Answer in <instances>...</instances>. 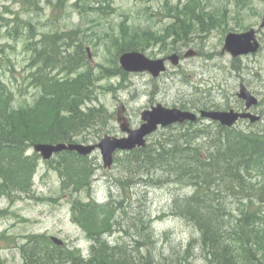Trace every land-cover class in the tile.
<instances>
[{"label": "rangeland", "instance_id": "rangeland-1", "mask_svg": "<svg viewBox=\"0 0 264 264\" xmlns=\"http://www.w3.org/2000/svg\"><path fill=\"white\" fill-rule=\"evenodd\" d=\"M189 1L88 0L86 4L79 0H31L32 3L0 0V78L14 95L13 106L32 105L40 95L27 80L29 73L39 69L30 68L34 54L26 50L28 37L36 43L42 41L43 36H57L60 52L75 53L82 47L87 54V65L72 76L90 69L99 79L89 105L101 110L105 122L96 129L78 133L75 137L78 144L97 145L106 136L124 137L118 123L122 104L126 108L125 116L135 129L142 124V112L159 104L196 114L231 109L244 111L245 103L238 98L242 86L258 98L259 105L251 113L260 120L240 121L236 128L245 132L264 131V31L261 34L263 50L259 54L235 60L223 53L230 32L261 28L264 0H198L192 7L197 13L205 9L208 19L214 18L213 27L191 34L186 42H177L169 49L150 44L146 50L139 51L151 59L178 54L180 65L174 67L168 63V71L158 79L148 73L122 76L116 71H124L119 63L122 53L118 52V44L124 43L120 40L122 24L131 26V32L138 26L164 29L173 22L170 17H175V14L165 13L164 7L176 6L177 17L182 20ZM29 22L34 28L25 24ZM17 23L18 35L15 34ZM171 41L168 39V44ZM190 51L196 52V56L186 58ZM211 127L212 122L200 119L195 127L162 128L148 138L147 144H155L165 136H179L188 129ZM99 130L100 135L96 132ZM198 144L207 147L205 141ZM28 153L37 154L33 147ZM39 157L37 173L27 192L0 193L1 264H26L29 251L37 248L29 245L34 236L44 237L50 243L45 253L49 258L60 253L54 247L57 246L62 248L65 257L70 255L80 262L88 259L93 243L88 233L75 223L73 205L79 200L106 204L111 199L125 203L118 205L122 209L113 220L114 232L104 239L112 247H119L121 255L133 258L137 264L150 260L153 264H206L196 250L197 231L171 212L174 198L189 196L193 189L165 184L161 173L153 175L151 180L147 176H134L131 180L130 173L121 165L125 153H118L112 168H105L102 154L96 150L89 156L90 163H95L96 167L90 187L76 191V187H80L75 185L67 190L54 167L57 156L50 161ZM52 237L61 240L63 246L55 244Z\"/></svg>", "mask_w": 264, "mask_h": 264}, {"label": "trees", "instance_id": "trees-1", "mask_svg": "<svg viewBox=\"0 0 264 264\" xmlns=\"http://www.w3.org/2000/svg\"><path fill=\"white\" fill-rule=\"evenodd\" d=\"M79 1L88 4V0ZM196 4L198 0L186 4L182 20L177 17L176 6L164 7L165 13L175 14V17H170L173 22L161 30L138 26L131 32V26L122 24L120 40L124 43L118 44V52L144 51L150 44L169 49L177 42H186L191 34L207 31L213 27L214 18L209 20L203 8L197 13ZM25 24L34 28L30 22ZM15 34H19L18 23ZM29 37L26 50L34 54L30 68H39L27 76L40 93L36 102L15 108L13 93L0 78V193L6 194L27 192L32 186L40 157L35 153L30 155L28 150L35 144L76 143L78 133L96 129L105 122L101 110L89 105L99 79L90 69L72 76L87 65L85 50L80 47L75 53L64 54L58 50L57 36L54 40L52 36H43L42 41L36 43ZM168 39L172 40L169 44ZM116 71L126 76L124 71ZM63 73L68 74L61 76ZM197 124L185 125L195 127ZM236 126L227 128L212 122L211 128L188 129L179 136H165L155 144L125 153L121 162L131 180L134 176H147L151 180L153 175L161 173L165 184L193 189L189 196L174 198L171 212L197 231L196 250L206 264H264V131L245 132ZM96 132L100 135V130ZM198 141H205L207 147ZM56 156L54 167L65 189L70 190L75 185L80 187H76V191L90 187L96 167L89 157L75 152ZM118 202L115 199L106 204L75 201V223L88 233L93 243L88 259L80 262L70 255L65 257L62 248L57 246L54 247L60 253L49 258L45 253L50 243L44 237L34 236L29 245L37 248L29 251L26 264L58 261L63 264H137L104 239L114 232L113 220L122 209L118 205L125 203ZM139 248L138 251L142 246ZM145 264H153V261Z\"/></svg>", "mask_w": 264, "mask_h": 264}, {"label": "water", "instance_id": "water-1", "mask_svg": "<svg viewBox=\"0 0 264 264\" xmlns=\"http://www.w3.org/2000/svg\"><path fill=\"white\" fill-rule=\"evenodd\" d=\"M262 26H264V18ZM259 43L256 40L255 30L237 34L231 33L226 37L223 53L228 52L233 58L255 54L258 52ZM196 52L190 51L185 57L195 56ZM173 66L179 65L180 56L174 54L169 57ZM120 66L128 73H149L154 79L167 71L166 59H151L142 52H126L119 59ZM239 99L246 102L247 112L230 111H201L200 115L180 109L165 108L161 104L154 106L150 110L142 112V125L138 129H132L128 118L125 116L126 108L122 104L118 112V123L120 129L127 137L116 138L106 136L97 145H84L77 143H58V144H35L33 149L43 160L49 161L55 155L62 152H75L80 156H90L96 150H100L105 168H112L115 155L118 152L133 151L136 148H144L147 139L157 132L160 128H166L176 124L186 122H196L199 118L219 122L222 126L233 127L242 119H250L257 122L260 117L250 113L251 108L258 106L259 100L245 86L241 87L238 94ZM58 246H63V242L55 237L51 238Z\"/></svg>", "mask_w": 264, "mask_h": 264}, {"label": "flooded vegetation", "instance_id": "flooded-vegetation-1", "mask_svg": "<svg viewBox=\"0 0 264 264\" xmlns=\"http://www.w3.org/2000/svg\"><path fill=\"white\" fill-rule=\"evenodd\" d=\"M262 25V24H261ZM252 29H255V28H251V29H249L248 31H250V30H252ZM248 31H245V32H248ZM264 31V26H261V28H259V29H255V32H256V40H257V42L259 43V49H258V52L256 53V54H250V55H247V56H244V57H249V56H252V55H257V54H259L262 50H263V46H262V38H261V34H262V32ZM231 33H236V32H230L229 34H231ZM242 33H244V32H242ZM228 34V35H229ZM237 34H240V33H237ZM227 35V36H228ZM226 36V37H227ZM225 41H226V39H225ZM225 46V45H224ZM227 54H229L228 52H226ZM230 56H231V54H229ZM170 57V56H169ZM169 57H165L164 59H166V64L168 65V63H169ZM232 57V56H231ZM233 58V57H232ZM240 58H242V57H237V58H233V59H235V60H237V59H240ZM180 61H181V56H180ZM244 102V101H243ZM244 103H246V102H244ZM244 111H245V109H244ZM243 112V111H242Z\"/></svg>", "mask_w": 264, "mask_h": 264}]
</instances>
